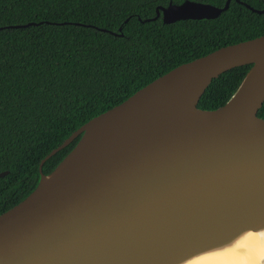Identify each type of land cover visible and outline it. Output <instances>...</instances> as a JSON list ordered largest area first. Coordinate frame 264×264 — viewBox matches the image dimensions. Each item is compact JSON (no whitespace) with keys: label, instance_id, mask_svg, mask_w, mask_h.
Returning <instances> with one entry per match:
<instances>
[{"label":"water","instance_id":"obj_1","mask_svg":"<svg viewBox=\"0 0 264 264\" xmlns=\"http://www.w3.org/2000/svg\"><path fill=\"white\" fill-rule=\"evenodd\" d=\"M231 1L264 14L239 0H183L142 22L214 20ZM95 29L122 36V27ZM244 65L223 106L198 108L213 79ZM263 103L264 36L154 79L40 161L34 190L0 214V264H185L264 230ZM78 137L44 175L45 161Z\"/></svg>","mask_w":264,"mask_h":264},{"label":"trees","instance_id":"obj_2","mask_svg":"<svg viewBox=\"0 0 264 264\" xmlns=\"http://www.w3.org/2000/svg\"><path fill=\"white\" fill-rule=\"evenodd\" d=\"M170 1L183 0H0V173L8 172L0 178V214L34 190L40 161L87 121L183 63L264 36V14L235 1L214 20L142 22ZM239 1L258 10L264 5ZM30 22L40 24L7 28ZM119 27L122 36L95 29L118 33ZM250 67L213 79L198 108L223 106ZM257 115L264 119V103ZM78 140L45 161L42 173Z\"/></svg>","mask_w":264,"mask_h":264},{"label":"bare ground","instance_id":"obj_3","mask_svg":"<svg viewBox=\"0 0 264 264\" xmlns=\"http://www.w3.org/2000/svg\"><path fill=\"white\" fill-rule=\"evenodd\" d=\"M257 234L258 233H252L253 238H248V234L233 245L199 256L185 264H192L193 261H199V264H230V262L236 261L241 257L253 255L256 253L258 247L264 245V238H261L260 240L255 239ZM242 241L244 242L243 246L237 247V245H240ZM229 249H234V251L227 256L220 255V253L228 252Z\"/></svg>","mask_w":264,"mask_h":264},{"label":"clouds","instance_id":"obj_4","mask_svg":"<svg viewBox=\"0 0 264 264\" xmlns=\"http://www.w3.org/2000/svg\"><path fill=\"white\" fill-rule=\"evenodd\" d=\"M248 238H253L251 232H249ZM261 238H264V230H259L255 237L257 240H260ZM233 251L234 249H229L228 252L220 253V255L227 256ZM192 264H199V261H193ZM230 264H264V245L258 247L255 254L241 257L236 261L230 262Z\"/></svg>","mask_w":264,"mask_h":264},{"label":"snow or ice","instance_id":"obj_5","mask_svg":"<svg viewBox=\"0 0 264 264\" xmlns=\"http://www.w3.org/2000/svg\"><path fill=\"white\" fill-rule=\"evenodd\" d=\"M245 239H248V238H245ZM244 242L242 241L240 245H237L238 247H241L243 246Z\"/></svg>","mask_w":264,"mask_h":264}]
</instances>
